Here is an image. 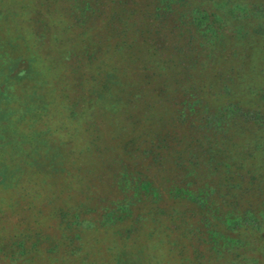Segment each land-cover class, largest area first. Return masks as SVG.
<instances>
[{
	"label": "rangeland",
	"instance_id": "rangeland-1",
	"mask_svg": "<svg viewBox=\"0 0 264 264\" xmlns=\"http://www.w3.org/2000/svg\"><path fill=\"white\" fill-rule=\"evenodd\" d=\"M127 1L0 0V95L14 100V114H0V169L4 171L0 180V264H231L229 256L234 255L233 264H264V239L238 236L244 247L235 244L229 254L223 251L227 245L218 242L220 246L215 247L221 252L205 254L199 260L180 213L172 220L167 216L148 218L128 235L125 231L129 226H121L130 224L131 218L123 214L124 221L117 220L113 214V205L122 197L131 199L125 205L130 213L138 210L131 205L133 199L142 197L143 202L147 193L153 196V192L141 186L137 196L129 190L119 191L113 181L119 168L113 163L104 168L108 153L99 134H128L130 129L125 130L119 121L130 113L137 120L144 115L159 118L165 109L170 113L169 102L153 90L164 84L175 97L179 86L171 67L162 62L159 46L146 49L143 47L151 43L149 39L145 42L140 38L141 44L135 40L134 31L145 25L141 12L132 6L136 14L129 27L117 23L124 15L121 10H129ZM115 2L119 7H113L117 9L110 14L109 6ZM98 9L110 14V30L100 23L103 18ZM93 10L94 16L90 15ZM222 11L228 14L226 5ZM111 17L115 22L109 25ZM234 29L224 32L219 56L224 57L233 39H239L232 35ZM251 36L238 40L239 57L244 41L257 43L249 47V55L241 63L244 76L234 81L230 70L234 64L226 61L232 65L222 68L224 73L216 85L219 90L215 93L211 89L209 94L216 96L206 97L210 112L217 111L216 105L228 98L248 102V88L264 90V36ZM118 42L124 51L117 50ZM152 48L157 49L159 58L151 53ZM221 61L214 63L224 64ZM210 78L205 75L207 88L212 87ZM120 79L127 85L112 83L108 88ZM106 108H113L114 114H104ZM13 130L20 137L18 143L9 132ZM235 139L240 144L250 143L245 134ZM116 156L110 154L112 162ZM259 167L262 170L264 162ZM255 202L252 197L243 207ZM62 208L69 211L58 224L56 214ZM142 210L143 214L148 212ZM259 226V233L264 232V225ZM96 227L108 229L102 228L103 232ZM256 247L261 254L258 258Z\"/></svg>",
	"mask_w": 264,
	"mask_h": 264
},
{
	"label": "trees",
	"instance_id": "trees-1",
	"mask_svg": "<svg viewBox=\"0 0 264 264\" xmlns=\"http://www.w3.org/2000/svg\"><path fill=\"white\" fill-rule=\"evenodd\" d=\"M115 3L114 6H109L110 14L119 7ZM125 4L129 10H121L124 15L117 18V23L120 26L123 24V28L129 27L136 14L132 6L141 12L145 25L141 30L139 28L134 31L135 40L141 44L140 38L145 42L149 39L151 43H147L146 47L142 46L146 49L153 45L159 46L162 62L171 67L174 82L179 84L176 93L174 91L179 96L170 95V86L166 91L164 84L159 85L153 92L169 102L172 107L170 113L166 112L167 109L163 112L169 115L161 114L160 119H150V116L144 115L137 120L130 113L119 121L125 130L130 129L128 134H99L109 154L106 153L104 168L111 163L117 165L112 164L113 167L119 168L116 171L118 175L113 178L119 191L129 190L137 196L141 193V186L153 192V196L147 193V199L143 202L142 197L133 199L131 205H136V212H126L125 205L131 201L127 196L113 205L115 208H112V212L117 215V220L123 214L124 218L132 220L130 224H123L121 229L131 227L125 231L128 235L148 218L158 220L167 216L172 220L180 213L178 217L181 222L185 217L189 239L196 245L192 249L196 259H204L205 254L211 256L216 251L221 252L219 247H215L219 245L218 242L227 245V248L223 247V251L227 250L225 252L229 254L230 248L235 244L242 246L238 236L253 237L261 241L264 239V232L259 233V225H264V167L261 170L259 166L264 162V90L248 88L250 97H245L248 102L228 98L224 103L216 105L217 111L213 112H210L211 104L206 97L216 96L209 94L211 89L218 92L216 85L224 73L222 68L232 65L226 61L234 64L230 68L234 81L244 76L241 63L247 59L249 47L257 43L244 41V52L239 57L238 40L243 36L249 38L252 35L259 39L264 36V0H130ZM222 5L227 6L228 14L223 13ZM113 7L117 8L113 10ZM98 12L103 18L100 23L108 29L110 14L101 9ZM95 14V10L90 13L92 16ZM228 15L230 20L227 19ZM114 22L115 19L111 17L109 25ZM229 27L235 28L232 35L239 39L234 38L230 50L221 57L218 55V48L222 46V36ZM125 31L124 29L123 32ZM117 44V50H125L121 42ZM90 53L89 60L93 55ZM151 53L157 54L159 58L157 49L152 48ZM221 59L224 64L214 63L222 62ZM211 64H215L213 68ZM205 75L207 79L210 75L209 83L212 87H206ZM183 81L185 83L182 86ZM112 83L127 85L120 79L119 82L116 80L108 83V88ZM2 85L0 83V93ZM2 99L0 95V114L6 112V116L13 115V98ZM114 112L113 108H106L104 114L112 116ZM9 132L14 134V142L18 143V133L15 130ZM43 133L45 134L44 131ZM44 134L42 137L45 140L47 134ZM243 134L250 136L249 144H240L241 141L235 139ZM110 142L112 144L109 145ZM112 152L117 154L113 162L110 159ZM2 172L4 171L0 169V180ZM252 197L256 201L254 206L243 207L244 202ZM144 208L148 209L145 214L142 210ZM68 209L62 208L56 214L58 224L66 219ZM176 210L179 212H175ZM124 218L121 219L124 221ZM248 226L252 227L251 231L247 229ZM102 228L105 227H96L97 230L106 231ZM205 247H209V250H199ZM254 250L255 258L260 257L259 247ZM236 256H229L231 264L236 262Z\"/></svg>",
	"mask_w": 264,
	"mask_h": 264
}]
</instances>
